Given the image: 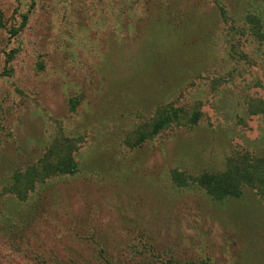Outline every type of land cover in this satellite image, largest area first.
Returning a JSON list of instances; mask_svg holds the SVG:
<instances>
[{"label": "rangeland", "instance_id": "374dc122", "mask_svg": "<svg viewBox=\"0 0 264 264\" xmlns=\"http://www.w3.org/2000/svg\"><path fill=\"white\" fill-rule=\"evenodd\" d=\"M253 162L264 0H0V264H264Z\"/></svg>", "mask_w": 264, "mask_h": 264}, {"label": "trees", "instance_id": "16d2710c", "mask_svg": "<svg viewBox=\"0 0 264 264\" xmlns=\"http://www.w3.org/2000/svg\"><path fill=\"white\" fill-rule=\"evenodd\" d=\"M23 18H24V20H26L25 16ZM48 168H49V166H48ZM246 168H247L246 171H250V172L252 171L254 174V176H250L249 179L245 180L244 177H241L240 171H239L240 176L238 178H233L235 174L233 171H230V172H226V173H221L220 175H217V176H209V177L207 176V180L202 182V185L207 187L209 194L215 198L223 197L224 194H227V191H225V189H226L225 186H226V184L230 183V181H229V180H231L230 178H233V180L235 181V183L233 185H231L232 189H236L237 185H235V184L237 182H238L237 184H241L242 181H244L245 183H251L254 181V182H257V184H258V182L259 183L261 182L262 185H264V167H260L259 163L253 162L252 164L246 163ZM72 171H68V172H72ZM246 171L244 170V173L246 175H248V173ZM227 176H229L228 179H227ZM260 179H263V180H260ZM24 180L26 181V184H24V186L26 188L32 187L31 179L29 180L25 176ZM15 182H16V179H15ZM12 189H14L13 191L15 192V194H18V196L22 195L21 197H24L26 195L25 192H23V183L22 182H18L15 186H12ZM217 193H219V194H217Z\"/></svg>", "mask_w": 264, "mask_h": 264}]
</instances>
